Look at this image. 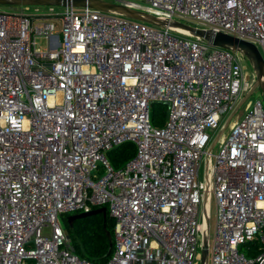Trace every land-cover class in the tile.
<instances>
[{"label": "built area", "instance_id": "2783aa9c", "mask_svg": "<svg viewBox=\"0 0 264 264\" xmlns=\"http://www.w3.org/2000/svg\"><path fill=\"white\" fill-rule=\"evenodd\" d=\"M120 1L264 55V0ZM31 6L0 9V264H101L76 252L62 219L102 206L114 218L102 264H264L261 99L207 148L250 88L235 49L91 6ZM153 101L166 104L161 126ZM126 140L135 152L116 168L106 151Z\"/></svg>", "mask_w": 264, "mask_h": 264}, {"label": "water", "instance_id": "95a60500", "mask_svg": "<svg viewBox=\"0 0 264 264\" xmlns=\"http://www.w3.org/2000/svg\"><path fill=\"white\" fill-rule=\"evenodd\" d=\"M0 4H22V5H61V6H91L101 10H109L120 13L122 15L145 21L153 25L169 26L171 29L186 33L195 38L202 39L211 45L240 48L242 53L247 56L254 70V81L250 88L244 93V95L238 100L235 107L231 111L227 120L225 121L223 129H225L229 123L231 115L247 100L249 95L254 91L255 88L259 87L264 93V57L262 56L257 45L249 40L240 38L238 36L217 31L208 28L195 27L191 24L174 21L168 22L167 20L160 19L157 16L134 7H131L120 0L110 1V0H0ZM106 213V208L104 206L94 208L90 211L79 212L68 215L69 222H72L76 218L86 216L93 212ZM209 220L206 219V227L208 229ZM208 258V248H207V238H203V243L201 246V260L206 262Z\"/></svg>", "mask_w": 264, "mask_h": 264}, {"label": "trees", "instance_id": "16d2710c", "mask_svg": "<svg viewBox=\"0 0 264 264\" xmlns=\"http://www.w3.org/2000/svg\"><path fill=\"white\" fill-rule=\"evenodd\" d=\"M165 116L166 104L161 101H153L150 107L151 123L154 126H161L164 124ZM134 152L135 144L126 140L108 149L106 157L117 168L132 157ZM63 221L71 243L81 257L101 264L109 258L114 246V218L107 211L105 214L99 211L93 212L76 218L72 222H69L68 214H64ZM248 254L250 255L251 252Z\"/></svg>", "mask_w": 264, "mask_h": 264}, {"label": "rangeland", "instance_id": "374dc122", "mask_svg": "<svg viewBox=\"0 0 264 264\" xmlns=\"http://www.w3.org/2000/svg\"><path fill=\"white\" fill-rule=\"evenodd\" d=\"M50 6L51 5H45V4L32 5L30 10L38 8L41 11L48 12L49 9H50ZM52 6L55 7L56 11H60V10L64 9V6H61V5H52ZM0 9L1 10L2 9H4V10H21V9H25V6L22 5V4H0ZM176 18H178V19H180V21H184L185 23H188V24H192V25H196L197 24V20H195V19H191V18L186 19V18H183V17H176ZM54 20L56 22V27L60 28L61 25H62L61 19H54ZM38 41L41 44V46H45L46 45L45 40L43 38H39ZM260 50L262 52L261 48H260ZM235 51L239 54V56L241 58V62H242L243 67H244V72L247 75V77H249V84L251 86L253 84L255 75H254V70H253V67H252V65L250 63V60L242 52H240V51H238L236 49H235ZM257 97L261 99L262 106L264 108V93L262 92V90L259 87L255 88L254 91L249 95V97L247 99H252V98H257ZM244 103L245 102H243V104L234 113V115L232 117L233 119L237 118L238 116L241 115ZM230 112H231V110L226 115V118L230 114ZM224 123L225 122L223 121L222 124L215 130V132H214L209 144L207 145V148L211 145V143H212L213 139L215 138V136L217 135V133L222 129V126H223ZM217 151H218V142H215L214 145L211 148V155H210L209 164H213L215 162L214 154L217 153ZM205 162H206L205 161V157L203 156L201 158V160H200V164H199V168H198V175H199L200 179H203L204 176H205ZM62 221H63V219H62ZM214 222H215V199L211 195V197L209 199V241H210V243H212V241H213ZM63 223H64V221H63Z\"/></svg>", "mask_w": 264, "mask_h": 264}, {"label": "bare ground", "instance_id": "6f19581e", "mask_svg": "<svg viewBox=\"0 0 264 264\" xmlns=\"http://www.w3.org/2000/svg\"><path fill=\"white\" fill-rule=\"evenodd\" d=\"M234 49H236V50H238V51L242 52L240 48H234Z\"/></svg>", "mask_w": 264, "mask_h": 264}]
</instances>
